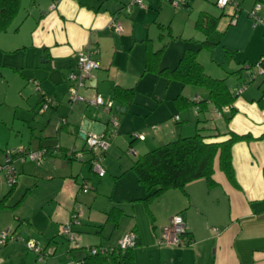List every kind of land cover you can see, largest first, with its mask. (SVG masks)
<instances>
[{
    "label": "crops",
    "instance_id": "obj_1",
    "mask_svg": "<svg viewBox=\"0 0 264 264\" xmlns=\"http://www.w3.org/2000/svg\"><path fill=\"white\" fill-rule=\"evenodd\" d=\"M145 1L152 5L150 0H142L143 7L134 6L126 12L124 6L128 0H29L8 30L0 33V82L6 83L0 92V112L3 105L11 109L8 117L6 112H3L6 117L0 113V163L7 149H50L40 164L15 159L14 185H9L0 175V230H9L19 239L2 245L0 264L18 260L19 254L28 250L25 241L29 239L48 252L43 261L68 264L83 258L89 247L117 246L130 230L137 234L132 249L135 264H264V106L258 102L260 97L264 102L262 78L235 95L231 106L236 112L227 123L210 103L205 112H198L196 106L191 108L202 117L201 127L209 136L206 142L223 141L229 138V132L248 135V139L232 146L235 184L215 161L213 184L200 178L183 189H169L144 200L145 192L131 164L138 156L187 136L184 134L189 130L180 124L182 114L177 111L174 99L180 93L191 100L182 93L184 86L180 83L166 82L157 74L144 72L145 45L149 38L138 32L141 23L146 24L144 14L152 8L147 9ZM237 1L244 10L233 29L234 43L226 42L230 40H225L226 30L222 33L224 37L221 35L216 41L221 44L223 38L227 44L223 47L232 52L226 56L229 60L225 63L227 72L234 75V82L219 69L224 54L217 60L219 76L215 74L225 78L232 93L247 78L243 71L241 75L236 73L241 65L255 63L264 56V26L254 24L247 15V9L262 0H253L249 8L245 7V0ZM157 2L161 6L162 1ZM262 10L264 4L259 13ZM151 19L155 21L156 15ZM112 20L121 25L120 34L110 27ZM87 46L97 48L94 58L99 68L92 71L82 91L85 96L100 95L104 101L114 102V87L134 90L131 104L115 109L114 102L110 114L118 119L119 126L102 157L105 174L101 177L90 166L91 154L86 151L84 138L81 137L82 142L77 146L78 140L70 144L64 137L69 138L65 134L68 132L80 137L85 120L108 126L109 114L82 102H67V76L76 71L78 53ZM17 55H21L19 62H11L17 65L11 68L24 79L23 86L31 90L24 96L20 89L21 98L14 95L10 102L8 81L1 69L6 64H2V59L7 61L9 56ZM178 57L174 55L172 62H162L161 58L160 66L173 68ZM44 94L52 96L55 104L40 112ZM200 97L206 96L196 93L193 100L203 99ZM72 149L83 151L81 159L64 154ZM129 150L132 152L128 153ZM84 185L88 187L86 192L81 190ZM18 194L21 199L16 198L11 204L10 200ZM32 194H35L33 201L27 202ZM42 196L44 199L40 200ZM75 206H78L79 223L72 225L77 233V246L73 247L66 242L61 227L70 221ZM111 211L122 214H114L112 219ZM143 214L149 216L148 225ZM176 214L184 218L190 243L182 247L158 246L156 240ZM124 221L131 224L119 233Z\"/></svg>",
    "mask_w": 264,
    "mask_h": 264
},
{
    "label": "trees",
    "instance_id": "obj_2",
    "mask_svg": "<svg viewBox=\"0 0 264 264\" xmlns=\"http://www.w3.org/2000/svg\"><path fill=\"white\" fill-rule=\"evenodd\" d=\"M21 2L22 0H0V33L8 30L20 10ZM260 3L264 4V0ZM219 20L220 16L200 12L195 21V27L208 36L216 29ZM202 45L211 48L215 44L206 38L196 48L188 46L183 50L177 64L173 68H167L160 66L162 49L155 50L152 41L148 39L145 45L144 72L157 74L168 81L178 82L182 87L192 85L205 88L207 95L203 99L199 101L188 100L179 93L174 99V105L178 110L196 106L198 112H205L210 103L227 123L236 112L231 106L236 94L235 91L234 93L230 91L225 78L212 77L206 73L203 65L197 59V53ZM231 54L232 52L225 51L226 56ZM260 58H264V56ZM242 65L241 69L236 72L237 74L242 72ZM247 80L248 77L241 83ZM262 83H264V77H262ZM133 96V89L114 87L115 109L131 104ZM41 102L42 99L40 104ZM258 102L264 106L262 97L258 99ZM204 131L203 127L196 128L194 134L180 136L168 141L138 156L132 162L130 168L145 192L144 200L158 196L169 189H183L187 183L200 178L205 179L210 185L213 184L212 176L215 161H217L218 168L226 178L235 184L231 161L232 146L237 141L248 139V135L229 132V138L223 141L206 142L205 139L209 136L205 135ZM49 152L50 149H47V153ZM117 213L122 214V212L111 211L109 218L115 219L113 217ZM132 249L133 247L120 249L117 245L108 248L109 251L106 253L91 254L88 252L80 260L83 261V264H135Z\"/></svg>",
    "mask_w": 264,
    "mask_h": 264
},
{
    "label": "built area",
    "instance_id": "obj_3",
    "mask_svg": "<svg viewBox=\"0 0 264 264\" xmlns=\"http://www.w3.org/2000/svg\"><path fill=\"white\" fill-rule=\"evenodd\" d=\"M168 2L173 7H183L187 6L189 0H168ZM55 2L52 3L51 7H54ZM215 5L219 8L222 13L228 16V24L235 25L242 11V7L237 0H215ZM138 6L143 7L142 0H128L124 6V10L129 12L132 7ZM262 4L260 2L254 3L252 8L247 11V15L251 18L254 24H261L264 26V16L260 15L259 11ZM110 27L117 34L122 32V27L116 21L110 22ZM98 52L95 47H84L77 57L76 71H72L67 76V82L69 83V90L67 95V101L70 104L77 102H82L88 106L95 108H100L105 112L109 113L108 126L104 131L100 133L86 132L85 134V147L86 151L91 154L90 166L92 170L98 175L103 176L105 174V169L102 165V157L108 150L111 139L117 134V129L119 126L118 119L112 116L109 109L113 106L112 100L104 101L100 95L85 96L82 91L86 88L87 83L92 77V71L99 68L98 62L95 60V55ZM242 71L247 74L248 80L244 81L235 88V94L240 95L247 87L248 84L255 81L257 78L264 77V58H260L253 64L244 63L242 65ZM35 83V82H34ZM36 90H39V86L35 83ZM55 104V100L44 94L42 96V102L40 104L39 110L41 112L45 111L50 106ZM178 117L176 116L175 119ZM134 136L143 139V135L134 133ZM132 151L129 150L128 153ZM66 155L71 156L75 159H81L83 156V151H76L75 149L65 151ZM47 155V149L40 148L37 150H28L25 147H18L15 149H7L5 151L4 160L0 163V175H3L6 182L9 185H13L16 182V172L14 169L13 162L18 159L22 162L26 160L35 161L40 164ZM88 187L86 185L82 186L81 190L86 192ZM79 212L78 206H75L70 214V221L62 225L61 233L64 235L69 244L76 247L77 233L72 228L73 224H78ZM17 236L10 232L9 230H2L0 232V245H5L10 242H15L19 239ZM187 231L184 218L181 214L174 215L169 224L166 225L159 238L156 240V244L160 247H182L190 243L187 239ZM137 243V234L134 230H130L123 235L119 240L118 246L120 249L132 248ZM25 246L28 250L33 251L40 260H44L47 257V253L44 249L39 247L38 243L32 239L25 241ZM108 248L102 246L89 247L88 252L91 254L95 253H106ZM72 264H83L80 259H73Z\"/></svg>",
    "mask_w": 264,
    "mask_h": 264
},
{
    "label": "rangeland",
    "instance_id": "obj_4",
    "mask_svg": "<svg viewBox=\"0 0 264 264\" xmlns=\"http://www.w3.org/2000/svg\"><path fill=\"white\" fill-rule=\"evenodd\" d=\"M28 1L29 0H22L20 13H22V10L26 6V4H28ZM150 1H151L152 5H148V3H146V1H145V6L147 7V9L149 6H151L152 8L149 11L150 13L144 14L143 19L145 21H143V22H146V24L141 23V25L139 26V32L138 33H141V35H143L146 39L149 38L152 41L153 47L156 50L162 49V56H161V58H163L162 62H164V61L172 62V60L174 59L173 58L174 55L181 56L183 50L186 47L190 46V47L196 48V47L200 46L202 41H204L206 38H208V41L215 43V45L212 46L211 48H208V47H205L202 45L200 50L197 53L198 61L203 65L206 73H209V75L211 74L212 77H216V76H219V70L216 68L217 60H221L220 58L222 57V54H224L225 59L222 61L224 63H222V66L220 65L221 68L219 67V69H222L226 73L225 75L228 78H231V80H233V82H234V75L229 74V72H227V64L225 63V61L229 60V58L226 57V55H225L226 49L223 47V44L227 45L225 43L226 39L227 40L230 39L229 41H226L227 43H229V44L234 43L233 37H232L234 34L233 29L235 28V25L237 23L235 25L227 26L228 21H229L228 16L225 15L224 13H222V11L215 6L214 0H189V6H183V7H177V8L173 7L168 2V0H161L162 1L161 6L158 5L157 0H150ZM252 2H253V0H245V2H244L245 7L247 6V8H249ZM243 10L244 9L242 8V11ZM249 10H250V8L247 9V11H249ZM205 11H208V12H211L212 14L220 16V20L218 22L216 29L214 31H212L208 36H206L203 32H201L200 30H198L195 27V21L197 20L198 14L200 12H205ZM260 13L264 14V10H262ZM153 15H156L155 21H154V19H151V17ZM262 16H264V15H262ZM225 30L227 32L225 40H223V38H222L221 44H216V41L219 40V38L221 37L222 33ZM222 37H224V35H222ZM223 41H224V43H223ZM20 57H21V55H17L16 57L9 56L10 59L7 61H4L2 59V62H3L2 64H6L5 65L6 67H2L1 69L3 70V73H5V76H6L7 81H8L7 88H9V90H10L9 91L10 92L9 98L11 100L10 102H13V99L15 98L14 95L17 96L18 98H21L18 95V92L20 89L23 91L22 93L24 96L25 95L27 96V93L31 90L29 86H23L24 79H21L18 71H15L11 68V67L17 66V65H15V66L12 65L11 62L12 63H13V61H15L14 63L19 62ZM226 58H228V59H226ZM25 71H24V69H21V72H23V74H26ZM215 74H218V75L215 76ZM232 77H233V79H232ZM161 78L164 79L166 82H171V81L166 80L163 77H161ZM231 80H230V82H231ZM4 88H6V83L0 82V92ZM183 88L184 89H182V93L191 100H193V96L196 93H200V96H206L207 95V90L205 88H202V87L185 85ZM180 90H181V88H180ZM31 95L33 96V93ZM138 95H139V98L140 97L142 98L141 94H138ZM201 98H203V97H200V99ZM77 103H79V102H77ZM164 107L165 106H162V109ZM191 108L192 107L184 108V109H180V110L177 109V111L180 112V114H182V119L180 121V124L184 125L185 128H187L189 130V132H187V133L184 131L185 132L184 135H187V136L194 134L197 124H198V127H201V124H200V122L202 120L201 115L198 116V114H196ZM1 111L2 112H0V113L2 115H4V117H6V115L3 112H6L7 117H8V113L11 111V109L8 106L3 105L1 108ZM8 120L9 119L7 118L6 123L8 122ZM6 126H9V123ZM68 133H65V134H67L69 136V138L66 135H64V137H66L67 140L69 139L70 144L75 143L76 140L79 141V143H76L77 146H78V144L79 145L81 144V142H82L81 137H79L77 134H68ZM94 174L96 176H98L96 173H94ZM3 188H4L3 190L6 189L5 186ZM34 195L35 194H32V196L27 200V202L33 201ZM19 196H20V194H18L14 198H12L10 200V203L12 204L14 201H16V198L19 199ZM43 197L44 196H42L40 198V200H42ZM11 208H13V207H11ZM8 211H10V210H8ZM44 212L46 215L47 209H44ZM143 221L146 225L149 224V216L147 214H143ZM130 224H131L130 222L124 221V223H122V225L119 228V233L125 231V229L128 228L130 226ZM4 229H7V228H4ZM10 229H12V228H10ZM1 231L2 230H0V232ZM117 234H118V232L115 235H117ZM66 242H67V240H66ZM1 247H3V246H0V248ZM63 259H67V258H63ZM70 262H68V264ZM64 263H65V261H64ZM10 264H50V261L49 260L42 261L37 257V255L33 251L31 252L28 250H24V252L19 254L18 260H16V261L13 260L10 262ZM65 264H67V263H65ZM157 264H159V263H157Z\"/></svg>",
    "mask_w": 264,
    "mask_h": 264
},
{
    "label": "water",
    "instance_id": "obj_5",
    "mask_svg": "<svg viewBox=\"0 0 264 264\" xmlns=\"http://www.w3.org/2000/svg\"><path fill=\"white\" fill-rule=\"evenodd\" d=\"M113 106H114V103H113ZM113 106L109 109V111H111L113 109ZM97 109H100V108H97ZM100 110L102 111V113H105L106 115L109 114L108 112H105L102 109H100ZM105 126H106L105 124L91 123L90 121L85 120L83 122V126H82L81 131H80V137L85 138V134L88 130L90 132L100 133V132L105 130V128H106Z\"/></svg>",
    "mask_w": 264,
    "mask_h": 264
}]
</instances>
